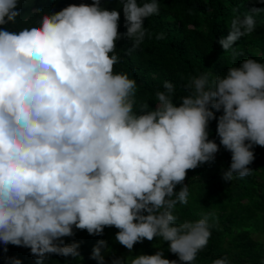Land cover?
<instances>
[{"label":"clouds","instance_id":"9594fccd","mask_svg":"<svg viewBox=\"0 0 264 264\" xmlns=\"http://www.w3.org/2000/svg\"><path fill=\"white\" fill-rule=\"evenodd\" d=\"M23 0H0V245L25 247L37 264L50 255L79 257L65 245L74 229L115 240L129 252L160 238L178 260L153 255L113 259L112 264H194L212 235L210 216L177 224V204L187 205L189 170L212 163L220 146L231 153L223 180L250 175L254 147L264 148V63L246 58L217 75L192 77L189 95L174 103L176 86L163 83L155 108L138 102V85L114 71L122 58L116 43L140 48L144 20L160 13L159 0H117L121 13L91 4L58 12L36 10L39 20L17 27ZM264 4V0H249ZM264 7L231 21L218 41L235 57V45L256 29ZM11 25L12 27H8ZM164 33L156 36L164 39ZM217 113H221L217 116ZM216 121L219 145L209 139ZM181 185L178 192L174 191ZM98 241L91 259L105 264ZM9 264H21L10 258ZM212 264H230L227 257Z\"/></svg>","mask_w":264,"mask_h":264},{"label":"trees","instance_id":"16d2710c","mask_svg":"<svg viewBox=\"0 0 264 264\" xmlns=\"http://www.w3.org/2000/svg\"><path fill=\"white\" fill-rule=\"evenodd\" d=\"M82 2L91 4L92 0H23L21 15L27 16L18 18L17 27L36 23L40 18L36 15L37 9L53 13ZM159 3V15L144 20L151 38L146 35L140 48L131 54H128L132 47L130 39L124 37L116 43L122 60L114 71L127 73L136 80L138 102H149L154 109L156 91L163 90V83L170 81L176 86L174 103L179 106L178 99L190 94L184 86L192 77L208 74L211 83L217 75L225 74L228 68L238 66L246 58L264 63V15L256 17V29L251 35L237 41L235 57L231 52L224 53L218 43L228 35L232 19L264 4L249 0H159ZM101 7L120 11L119 32L126 33L117 0H102ZM161 32L165 38L157 40ZM216 127V121H210L209 139L219 145ZM253 151L255 159L249 165L252 173L243 179L223 180V173L231 164V153L222 146L214 162L187 172L184 184L189 187L188 204H177L176 222H194L209 215L212 225L208 245L197 254L194 264H212L222 257H227L230 264H264V148L255 146ZM180 187L174 191L178 192ZM117 231L114 227L105 228L102 235L91 236L74 229L73 237L63 239L65 245L78 243L80 256L53 254L43 264H97L90 257L100 240L106 242V247L101 249L105 264H112L113 259L125 260L130 255H153L159 250H163L164 258L178 260L160 238L137 243L129 252L115 240ZM10 258L19 259L21 264H37L30 249L8 245L5 252L0 245V264H9Z\"/></svg>","mask_w":264,"mask_h":264}]
</instances>
